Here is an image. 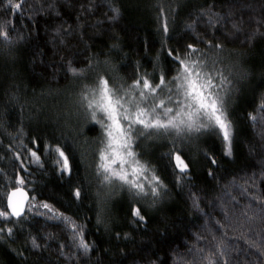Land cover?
Instances as JSON below:
<instances>
[{
	"label": "trees",
	"instance_id": "1",
	"mask_svg": "<svg viewBox=\"0 0 264 264\" xmlns=\"http://www.w3.org/2000/svg\"><path fill=\"white\" fill-rule=\"evenodd\" d=\"M16 3L19 10L0 0V24L8 22L12 39L0 38V211L8 213L0 217V264H264V0ZM187 44L215 59L234 85L229 140L218 128L138 139L147 175L163 184L155 203L151 193L100 184L102 131L79 104L82 86L98 75L125 88L138 74L168 79L177 66L168 50L183 56ZM17 187L31 200L14 219L7 199Z\"/></svg>",
	"mask_w": 264,
	"mask_h": 264
},
{
	"label": "snow or ice",
	"instance_id": "2",
	"mask_svg": "<svg viewBox=\"0 0 264 264\" xmlns=\"http://www.w3.org/2000/svg\"><path fill=\"white\" fill-rule=\"evenodd\" d=\"M8 5L19 10L21 5ZM118 14V9H113ZM8 22L0 24V38L5 43H11L12 39L6 31ZM235 27V26H234ZM167 24L164 31L167 32ZM212 47V42H207ZM215 48L222 45L217 43ZM168 56L176 63V67L170 69L174 72L166 79L163 72L158 76V82L153 83L148 74L137 75L127 88L123 85L114 86L104 75H98L93 85L85 84L79 93V104L87 114L89 121L98 124L102 136L96 148L95 176L102 185L118 183L121 188L136 196H153V203L159 197V188L163 187L160 177L151 172V178L147 175L151 171L150 166L140 159L135 151L138 139L149 138L153 134L157 136L174 135L176 138L187 137L192 133H201L209 129H220L225 141L230 137V121L227 118V98L234 90L232 81L224 75L222 69L216 67L215 59L208 61V54L197 48L194 44H187L183 56L173 55V50H168ZM73 74L82 72V69L71 68ZM228 85L229 87H225ZM164 93V95H161ZM63 169L71 171L68 156L57 148ZM32 152V156H36ZM177 162L187 168L179 154L175 156ZM215 162V161H213ZM148 190H145V183ZM20 183H23L22 178ZM76 196H80V189H76ZM19 196V198H17ZM26 198L22 188H14L8 194L7 206L12 214L19 217L23 211V199ZM106 199H101L100 211L97 213V222H103V205ZM48 207V205H44ZM135 215L141 222L144 216L137 208ZM8 213L0 211V217ZM75 228V225H73ZM0 229V232H3ZM11 235L12 230H7ZM79 236L78 247L85 253L90 245L84 241L82 234ZM33 248L40 247L35 237L32 238ZM255 246V245H254ZM223 255V252H221ZM208 264H216L209 259ZM226 264V262H225Z\"/></svg>",
	"mask_w": 264,
	"mask_h": 264
},
{
	"label": "water",
	"instance_id": "3",
	"mask_svg": "<svg viewBox=\"0 0 264 264\" xmlns=\"http://www.w3.org/2000/svg\"><path fill=\"white\" fill-rule=\"evenodd\" d=\"M22 189H23L24 193L26 194V198L23 199V201H22V203H23V211L21 212V215H20L19 217L13 215V214H12V210H11V208L8 207V211H9L10 215H11L14 219H19V218H21V217H23V216L25 215L26 210H27V207H28V204H29V202H30V200H31V196H30L29 192H28L25 188H22ZM10 193H11V192H10ZM17 198H19V196H18Z\"/></svg>",
	"mask_w": 264,
	"mask_h": 264
}]
</instances>
